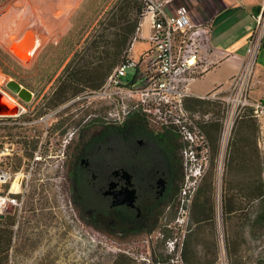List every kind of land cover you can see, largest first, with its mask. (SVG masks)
Instances as JSON below:
<instances>
[{
	"label": "rangeland",
	"instance_id": "374dc122",
	"mask_svg": "<svg viewBox=\"0 0 264 264\" xmlns=\"http://www.w3.org/2000/svg\"><path fill=\"white\" fill-rule=\"evenodd\" d=\"M116 1L0 0V50L15 59L13 64L0 57V82L5 77L8 82L14 80L33 93V103L29 106L12 94L10 96L16 102L0 93L10 102V107L22 111L24 106L27 114H31L43 107L44 102L52 101V94L58 88V77L65 66L76 50H82L88 39L94 37L98 29L101 31L99 23L108 20L107 12ZM142 32L145 36L149 35L148 21ZM34 34L40 35L41 40L31 50ZM19 44L28 45L31 56H22L15 49ZM146 49L147 42L139 41L132 55L139 58ZM4 67H10L17 78L5 73ZM133 77L134 72H129L124 81ZM252 80L253 87L256 84L252 97L258 99L264 94V84L258 85L256 76ZM45 91L48 94L42 98ZM187 108L191 112L209 115L211 122L220 121L218 151L211 149L210 145L211 160L200 182L203 189L200 203L195 204V197L185 227L176 224L180 208L178 200L176 208L167 210L158 230L129 241L90 225L79 214L72 199L68 170L67 147L71 140L89 125H116L108 120V113L115 109V105L90 93L68 96L59 105V136L58 142L54 143L50 136L44 135L45 130L43 133L39 130L37 134L34 131V128L38 130L37 127L28 128L27 132L22 129L23 115L26 114L10 115L11 126L0 130V144L10 147V154L2 157V164L16 173L18 180H23L20 198H24V203L21 212L11 208L6 214L13 218V239L7 258L0 256V264H122L128 261L130 264H255L258 259H264V230L258 228L254 234L251 233L252 216L258 201H251L243 190L247 182L244 165L239 162L241 157L244 158L243 154L238 155V162L230 175L232 187L239 198L237 202L241 203L243 210L234 213L228 225L223 223L221 214L218 223L217 206L219 201L222 213L221 194L231 141L237 125L245 119L236 121L224 150L220 144L225 118L222 106L206 102L203 107H197L189 102ZM210 125L204 128L206 135V128ZM254 128H243L238 130V134L242 143L250 142L260 156L250 174L261 171L264 179V136L259 125ZM207 138L209 140L208 135ZM215 155L216 163L213 164ZM203 202H206L209 218L204 217L200 207ZM171 240L182 247L179 260L176 259L177 252L170 253L168 250ZM229 240L236 245L232 253L227 250ZM184 254L189 258L188 262L184 260Z\"/></svg>",
	"mask_w": 264,
	"mask_h": 264
},
{
	"label": "built area",
	"instance_id": "2783aa9c",
	"mask_svg": "<svg viewBox=\"0 0 264 264\" xmlns=\"http://www.w3.org/2000/svg\"><path fill=\"white\" fill-rule=\"evenodd\" d=\"M176 1L142 0L143 10L138 28L122 61L102 88L90 94L115 105V109L108 113V120L114 124H120L127 117L140 112L151 126L160 131L174 132L180 137L184 146L185 177L176 224L185 227L205 168L211 160L210 144L204 132L205 126L211 122L210 116L191 112L187 108L189 101L198 99L222 106L225 118L220 144L224 150L236 121L247 115L258 123L264 136V100L251 98L256 58L264 40V8L258 15L257 27L248 43L247 62L232 77L229 87L216 88L207 95H195L192 83L216 66L205 54L210 42L211 23L193 19L189 7L185 3L176 4ZM147 21L150 23V33L145 36L142 30ZM139 41H146L148 49L136 58L132 51ZM129 72H134V77L125 82ZM7 83L4 77L0 82V93L12 98L10 94L13 93L7 89ZM11 122L10 115L0 116V130L9 128ZM1 145L0 216H5L11 208L21 212L24 203V198H20L23 180H18L16 173L3 166L2 157L10 154V147L8 144ZM14 185L19 189L17 192L13 189ZM217 209L220 224L219 201ZM168 248L170 253L177 252L176 259L179 260L182 247L171 240Z\"/></svg>",
	"mask_w": 264,
	"mask_h": 264
},
{
	"label": "trees",
	"instance_id": "16d2710c",
	"mask_svg": "<svg viewBox=\"0 0 264 264\" xmlns=\"http://www.w3.org/2000/svg\"><path fill=\"white\" fill-rule=\"evenodd\" d=\"M143 5L142 0H117L114 6L107 12L108 20L100 21L98 32L94 37L88 39L86 45L82 50H76L72 59L67 63L63 72L58 77V88L56 89L58 94L59 104L63 103L68 96H79L83 93H90L99 90L105 84L109 76L114 72L116 67L123 59L124 53L132 42L135 36L140 16L142 14ZM96 30V29H95ZM0 57L14 63L15 59L9 55L3 53L0 50ZM0 64V69L2 68ZM4 72L11 75L13 78H17V75L11 71L10 67H4ZM207 101L193 100L191 103L197 107H203ZM213 103V102H209ZM218 104V103H213ZM220 105V104H218ZM235 130V135L231 141L229 156L226 164V175L223 183V189L221 194V207L223 223L228 225L232 219L234 213L242 211L243 207L237 202L239 198L235 193V189L232 187L230 175L232 174L233 167L238 162V155H245L241 157V164L244 165L245 172L247 174V182L243 188L245 196H249L251 201H258L257 209L253 212L251 233L254 234L258 228L264 230V179L262 172L257 174H250L260 160L258 152L254 149L250 142L242 143L241 137L238 134V130L245 128L246 130L255 129L254 126L258 123L249 115L243 118ZM213 122V121H212ZM210 122V126L206 128L207 135L210 140L211 149L218 151L217 142L219 141L218 132L220 131V121ZM108 124H94L82 129V137L74 142L69 143L67 147L68 152V170L71 178V184L73 185L72 175L77 169V159L81 152L84 150L88 152V155L94 160L93 169H102V166L115 165L109 159L105 158L110 156L112 142L118 135L116 129L114 131L109 130ZM133 126L135 129L134 134L140 135L141 131L149 129V123L142 113H134L125 126ZM116 128V127H114ZM137 130V131H136ZM106 131L107 133L103 132ZM154 133V131L152 130ZM105 134H107L106 139ZM132 134L130 133V137ZM156 136H162L164 139L174 137L176 141L175 151L180 155L182 154L183 144L180 141V137L171 131L158 132ZM129 137V136H128ZM127 135L125 136V141ZM130 145L129 142H126ZM84 151V152H85ZM139 152V189L141 197H147L151 193V189L154 185L153 166H149L145 163L141 150ZM144 163V164H143ZM212 163H216V155L212 159ZM179 173L173 182L172 190L169 194H165L162 198L155 200L152 206H149L147 212L142 214L137 221V225L133 228L127 227H99L113 237L120 238L123 241H129L140 235H150L161 226V221L165 216L167 210L176 208L180 197L185 173L183 169V162L180 156L179 160ZM160 168L164 169L165 165ZM203 193V189L199 186L196 203H200V196ZM200 207L203 210L204 217H210L206 214V202H203ZM206 218V219H208ZM14 225L12 216H0V256H6L11 248L13 239L12 227ZM236 248L233 240H229L227 244V250L232 253V250ZM186 262L189 258L186 254L183 255ZM158 259H156L157 262ZM122 264H130V262H124ZM255 264H264V259H258Z\"/></svg>",
	"mask_w": 264,
	"mask_h": 264
},
{
	"label": "flooded vegetation",
	"instance_id": "af4514ba",
	"mask_svg": "<svg viewBox=\"0 0 264 264\" xmlns=\"http://www.w3.org/2000/svg\"><path fill=\"white\" fill-rule=\"evenodd\" d=\"M7 89L21 103L28 106L33 103V97L29 102H25L8 87ZM46 94H48L47 91L43 93L42 98ZM52 97V101L49 102L50 97L47 98L48 102H44L43 107H39L35 113L27 114L28 110L22 106V111L19 109L20 114L18 113L17 116L26 114L23 115L24 122L22 123L24 126L22 129H25L26 132L28 128L32 130L33 127H37L38 130L34 128L37 134L39 130L42 133L45 130L44 135L46 137L50 136L54 143L55 141L58 142L59 136L58 115L60 104L56 91L53 92ZM9 99L12 100V98ZM131 116L120 124L107 125L110 127L109 130H106L107 132L116 129L118 133L115 142H112L110 156L105 158L106 161L109 159L112 163L116 162L115 165H103L100 170L93 169L94 160L88 155L87 150H84L85 152H81L78 156L77 169L72 175V199L79 214L83 215L82 217L90 225L96 227H135L140 216L147 212L148 207L152 206L155 200L171 192L173 182L178 176L180 170L179 160L181 156L183 162V156L175 151L177 145L175 138L164 139L162 136H156L158 132L165 131H160L150 124L148 125L149 129L141 131L142 134H134L135 129L133 126H125ZM106 131L103 132L107 133ZM130 133L132 134L131 137ZM81 135L82 131L70 143L82 137ZM126 135L127 140L125 141ZM106 136L107 134L103 137L106 139ZM126 142H129L130 145H127ZM139 150L146 158V163L153 166L155 171L153 176L154 185L147 197H141L139 189ZM163 165H165V168H160ZM134 190L136 191V199L134 204L130 205L126 202L127 197ZM120 201L123 204H119Z\"/></svg>",
	"mask_w": 264,
	"mask_h": 264
},
{
	"label": "crops",
	"instance_id": "0c3cea01",
	"mask_svg": "<svg viewBox=\"0 0 264 264\" xmlns=\"http://www.w3.org/2000/svg\"><path fill=\"white\" fill-rule=\"evenodd\" d=\"M179 3L189 7L193 19L211 23L205 54L216 66L192 83L193 93L207 95L216 88H228L232 77L247 62L248 43L257 27L264 0H177L176 4ZM254 76L258 85L264 84V40L256 58ZM251 98L264 100V94L256 99L251 91Z\"/></svg>",
	"mask_w": 264,
	"mask_h": 264
},
{
	"label": "water",
	"instance_id": "95a60500",
	"mask_svg": "<svg viewBox=\"0 0 264 264\" xmlns=\"http://www.w3.org/2000/svg\"><path fill=\"white\" fill-rule=\"evenodd\" d=\"M7 87L12 92L19 95V97L25 102H29L32 98V92L14 80L9 81L7 84ZM1 97L2 96L0 95V99H1ZM18 113H19V109L14 108V107H9L8 105L0 103V115H13V114H18ZM135 193H136V191L134 190L128 194L127 201H126V202H128V204H130V205L134 204V201L136 199ZM119 204H123L122 201H120Z\"/></svg>",
	"mask_w": 264,
	"mask_h": 264
},
{
	"label": "bare ground",
	"instance_id": "6f19581e",
	"mask_svg": "<svg viewBox=\"0 0 264 264\" xmlns=\"http://www.w3.org/2000/svg\"><path fill=\"white\" fill-rule=\"evenodd\" d=\"M37 35V36H36ZM34 42L31 46V50H33L35 48V46L39 43V41L41 40V36L38 34H34ZM38 38V39H37ZM32 39V38H31ZM26 44H19L15 46V49L22 55V56H28L31 54L30 49L27 48L28 45ZM30 52V53H29ZM28 53V54H27ZM31 56V55H30ZM0 103H3L5 105H8L9 107L11 106L10 102H8L5 97H1L0 99ZM13 189L17 192L19 189L17 187V185H14Z\"/></svg>",
	"mask_w": 264,
	"mask_h": 264
}]
</instances>
